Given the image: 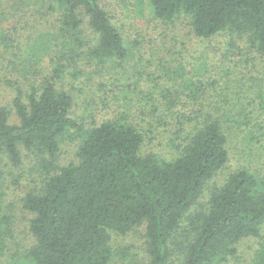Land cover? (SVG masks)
Instances as JSON below:
<instances>
[{
    "label": "trees",
    "instance_id": "trees-1",
    "mask_svg": "<svg viewBox=\"0 0 264 264\" xmlns=\"http://www.w3.org/2000/svg\"><path fill=\"white\" fill-rule=\"evenodd\" d=\"M10 1L0 3L8 7ZM20 1L43 20L31 45L44 74L26 92L15 93L16 123L0 107V163L4 157L18 162L25 150L43 177L23 198L33 242L22 263L111 264L112 234L124 235L143 224L147 264H232L244 239L257 242L250 264H264V170L243 165L223 172L231 140H239L235 133L240 131L248 133L244 153L264 165V113L252 117L256 99L264 108V95L248 98L251 109L237 113L244 121L230 125L211 113L198 115L202 109L185 107L201 103L213 78L229 77L221 66L231 51L221 58L207 51L202 61L188 60L172 48L175 57L146 63L147 77L139 73L151 83V91L139 94L152 120L140 126L123 106L116 116L85 126L77 115L72 82L86 68L91 76L101 71L108 60L123 67L136 47L122 27L130 16L107 10L103 0ZM147 2L151 15L165 25L181 18L197 38L222 35L225 49L238 48L241 61L264 57V0ZM8 18L0 12L1 38L8 39L1 55L21 38L12 25L3 26ZM226 55L219 67L213 65ZM98 67L103 68L94 71ZM122 88L130 98L140 91L133 82ZM68 139L77 140L74 159L58 166L61 142ZM176 251L181 258L174 262ZM0 264L19 262L1 259Z\"/></svg>",
    "mask_w": 264,
    "mask_h": 264
},
{
    "label": "rangeland",
    "instance_id": "rangeland-1",
    "mask_svg": "<svg viewBox=\"0 0 264 264\" xmlns=\"http://www.w3.org/2000/svg\"><path fill=\"white\" fill-rule=\"evenodd\" d=\"M13 1L15 4L11 0L8 7L7 5L4 7L0 3V8H2L0 12L5 14L7 18L10 17L2 22L3 26L7 29L12 25L21 36L18 40L20 43H17L13 48L11 45L7 46V51L3 55L0 54V107L6 108L10 112V122L16 123L18 119L12 105L15 93L20 89L26 92L29 85L38 84L39 75H44L42 74L43 69L40 70L39 68L42 65L40 63L42 60L38 57V52L34 48L35 45H31L33 42L31 40L35 36V40L37 38L36 26L40 22L43 23V20L35 16V12L30 8L28 9L20 0ZM102 4H105L107 10L115 11L117 9L130 16V18L127 17L126 21H123L122 27L126 33L125 36L133 39L136 47L125 62H122L123 67L117 66L115 61L108 60L104 63V69L98 67L94 70L102 69L101 71L91 76L88 72L89 68H86L87 72L78 77L79 81L72 82L75 87L77 115L79 113V117L84 119L85 126L100 123L109 116H116L120 108L123 109V106L130 109L131 119L140 126L145 124L146 120L151 119L146 108L150 113L151 109L146 106L145 100L141 102L142 95L139 94V92L146 93L152 90L150 88L151 83L148 80H143L144 76H149L145 72V64L154 62L156 58L175 57L171 51L174 47L182 51L184 58L188 60L199 58L202 61L207 60L204 56L207 51L212 56L217 53L220 58L231 51L230 59L226 60V55L220 63L218 61L213 62L215 67H219L226 60L221 68L227 71L224 74H228L229 77L216 76L207 85L208 90H205L200 104L195 102L185 106L195 110L202 109L198 115L211 113L226 119L229 125L239 120L243 122L244 117H240L237 113L240 114L251 109L248 108V98L258 97L259 94L264 95V57L252 60L247 56V61L245 60L246 57H244V61H241L242 55L238 48L225 49L222 35H217L209 40L197 38L181 18L176 19L174 25H165L151 15L147 0H103ZM19 11H24V13ZM119 16L121 15L119 14ZM44 27H46L45 24ZM15 37L17 40L18 36ZM168 37H176L177 40ZM7 40V38H1L0 34V50L5 49L1 45ZM223 47L225 53H219L217 50L222 51ZM241 66L244 69L242 73L237 74L238 67ZM193 67L198 68L196 65ZM139 73L144 76L142 77ZM158 73L156 72V74ZM130 82H133L137 88L139 84L140 88V91L131 98L129 92L122 88ZM225 86L232 89L226 91ZM237 95H239V99H237ZM124 97H128V99ZM259 100L256 99L255 101V111L252 117H259L264 113V108H261ZM179 106L181 105L179 104ZM220 107L225 110H221ZM140 108H142V113ZM231 109L234 110L231 111ZM235 135L240 138L239 140L236 138L231 140L230 158L223 172H229L243 165L264 170L263 163L257 157L255 164L254 155L244 153L249 144L248 133L240 131ZM76 147L77 140L68 139L61 142L56 165L61 166L71 162L74 159ZM160 152L165 153L166 151ZM42 179L43 177L36 168L31 153L22 150L18 162H13L6 157L2 159L0 163V190L2 192L0 199V260L14 259L19 264H24L21 258L32 245L33 236L29 230L31 215L23 207V198L27 191L41 185ZM211 188L212 185L210 184L206 190L210 191ZM205 200L204 192L200 202L204 203ZM110 244L113 250L111 264H147L149 261L146 253L143 224L133 227L124 235L112 234ZM256 246V240L244 239L237 246L236 257L230 261L232 264H250V258ZM173 257L174 262L181 258L178 251Z\"/></svg>",
    "mask_w": 264,
    "mask_h": 264
}]
</instances>
